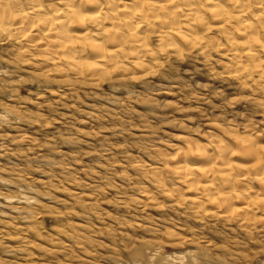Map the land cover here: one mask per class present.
Here are the masks:
<instances>
[{"label":"rangeland","instance_id":"1","mask_svg":"<svg viewBox=\"0 0 264 264\" xmlns=\"http://www.w3.org/2000/svg\"><path fill=\"white\" fill-rule=\"evenodd\" d=\"M37 1L0 8L39 3L59 18L61 0ZM214 28L202 51H163L151 36L152 68L125 61L93 78L42 61L49 35L0 28V264H264V253L252 259L264 249V208L248 225L228 222L171 172L179 152L221 140L236 150V188L264 195L232 141L264 142V88L230 73Z\"/></svg>","mask_w":264,"mask_h":264},{"label":"bare ground","instance_id":"2","mask_svg":"<svg viewBox=\"0 0 264 264\" xmlns=\"http://www.w3.org/2000/svg\"><path fill=\"white\" fill-rule=\"evenodd\" d=\"M127 1L61 0V8L56 14L59 18L54 19L46 17L44 6L39 3L29 9L8 7L7 3L0 8V28L9 33H24L26 38L34 33L43 36V39L46 36L47 40L50 36L45 48L47 54L42 61L50 62L65 75L93 78L107 74L112 68H125V61H132L135 68H152L156 61L149 59L155 55L149 42L151 36L157 37L163 51L178 45L201 48L202 51L207 47L204 32L213 26L229 44L230 73L238 79L253 76L264 88L262 0H251L250 3L242 0L239 5L229 0ZM255 7L261 9L254 12ZM250 17L255 21L252 22ZM23 40L25 38L19 43ZM259 137L258 134L247 138L234 136L232 141L248 160L245 170L252 171L255 175L253 179L256 178L259 185L264 186V142ZM217 142L215 145L197 144L193 156L179 152L175 166L171 168L172 175L181 181V185L185 184L188 191H196L197 197H192L194 203L201 207L204 203L217 205V211L224 214L221 217L228 222L236 221L240 225L253 223L255 213L264 208V195L256 194L257 191L254 193L250 188L243 191L236 188L237 176L231 161L227 160L229 153L233 155L236 150L229 143ZM247 171L240 175V179L249 175ZM236 201L241 202V206Z\"/></svg>","mask_w":264,"mask_h":264},{"label":"clouds","instance_id":"3","mask_svg":"<svg viewBox=\"0 0 264 264\" xmlns=\"http://www.w3.org/2000/svg\"><path fill=\"white\" fill-rule=\"evenodd\" d=\"M171 2H175V0H171ZM208 2H211V0H208ZM229 2L230 3H233V4H236V5H239L242 2V0H229ZM248 2L250 3L251 0H248ZM0 3H3V0H0ZM262 6H264V5H262ZM244 14H246V13H244ZM186 55H189L190 56L191 55V52L189 51L188 53H186ZM164 64H168V61L165 60L164 61ZM262 253H264V249H262L260 253H257L254 257H252V259L259 260V257H260V255ZM147 261H148V257H145L144 258V261H143V264H147Z\"/></svg>","mask_w":264,"mask_h":264}]
</instances>
